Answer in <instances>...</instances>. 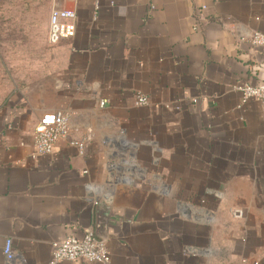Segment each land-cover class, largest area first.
<instances>
[{
  "label": "crops",
  "instance_id": "crops-1",
  "mask_svg": "<svg viewBox=\"0 0 264 264\" xmlns=\"http://www.w3.org/2000/svg\"><path fill=\"white\" fill-rule=\"evenodd\" d=\"M95 3L0 0V264L87 230L108 264H264V111L235 89L264 82V0ZM53 9L77 15L54 45ZM58 111L69 138L33 157Z\"/></svg>",
  "mask_w": 264,
  "mask_h": 264
},
{
  "label": "built area",
  "instance_id": "built-area-1",
  "mask_svg": "<svg viewBox=\"0 0 264 264\" xmlns=\"http://www.w3.org/2000/svg\"><path fill=\"white\" fill-rule=\"evenodd\" d=\"M103 0H96L95 7L98 9ZM76 12L73 10L53 9L49 17L48 41L50 44H57L63 40L71 39L75 36ZM249 45L255 48H264V34L253 33L249 38ZM235 89L242 95L243 102L250 99L257 100L264 111V82L250 84L248 82L239 83ZM149 99L143 95H137L135 104L137 106H147ZM101 106L105 104L102 101ZM71 133L70 116L68 113L58 111L50 117L38 123L35 129V143L33 157L50 155L54 151L57 143L68 139ZM74 145L79 143L74 142ZM234 217L241 218L243 212L236 210ZM4 256L7 262L14 260L13 242L7 239L4 246ZM61 262H82L108 264L109 253L104 240L98 238L94 231L87 230L82 238L69 235L65 239L54 245L51 264Z\"/></svg>",
  "mask_w": 264,
  "mask_h": 264
},
{
  "label": "water",
  "instance_id": "water-1",
  "mask_svg": "<svg viewBox=\"0 0 264 264\" xmlns=\"http://www.w3.org/2000/svg\"><path fill=\"white\" fill-rule=\"evenodd\" d=\"M104 200H106V199H104ZM103 204L105 205V203L103 202H101V201H97V203H96V207L97 208H101V207H103Z\"/></svg>",
  "mask_w": 264,
  "mask_h": 264
}]
</instances>
